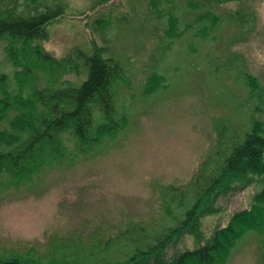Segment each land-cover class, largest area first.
Returning <instances> with one entry per match:
<instances>
[{
	"label": "rangeland",
	"instance_id": "1",
	"mask_svg": "<svg viewBox=\"0 0 264 264\" xmlns=\"http://www.w3.org/2000/svg\"><path fill=\"white\" fill-rule=\"evenodd\" d=\"M167 1L182 24L175 39H163L166 22L155 17L148 0H110L95 12L92 0H66L67 16L49 27L43 45L59 58L75 48L90 53L104 46L126 65L133 88L119 91L117 109L126 111L128 123L90 157L47 169L29 186L0 191L1 255L34 250L45 260L52 251L57 259L65 253L78 261L82 255L87 264L125 259L137 243L153 242L176 226L163 208L174 196L167 188L187 184L210 151L227 155L224 144L242 142L254 120L264 123V108L252 101L245 83L248 74L264 88V0H213L210 8L206 0ZM208 11L220 17L217 25L203 19L186 28ZM102 14H110L113 24ZM206 26L216 29L205 32ZM5 45L0 40V73L9 76L16 96ZM80 66L81 77L70 71L62 80L79 86L85 76ZM152 68L165 79L149 90ZM13 116L0 121V130L9 128ZM256 181L236 184L219 198L217 212L170 243L161 257L173 260L194 250L226 227L234 213L249 209L263 188ZM262 248L261 237L249 232L227 264H264Z\"/></svg>",
	"mask_w": 264,
	"mask_h": 264
},
{
	"label": "trees",
	"instance_id": "2",
	"mask_svg": "<svg viewBox=\"0 0 264 264\" xmlns=\"http://www.w3.org/2000/svg\"><path fill=\"white\" fill-rule=\"evenodd\" d=\"M109 1L92 0L91 11H97ZM148 1L155 17L164 20V24L166 22L163 39H175L182 24L174 8L168 7L170 1ZM212 1H205L208 8ZM215 1L221 4L246 0ZM198 4L203 5L200 1ZM68 9L66 0L0 2V40L6 43L5 53L15 70L18 89L16 96H12L9 76L0 73V121L14 113L9 128L0 130L2 193L31 185L47 169L72 164L79 157H90L100 144L114 139L127 126L126 111L120 114L117 109L119 91L133 88L126 65L109 56V50L104 46L90 53L75 48L59 58L43 45L49 27L65 18ZM183 12L187 14L185 9ZM110 16L102 14L100 17L113 24ZM203 19L211 24L214 22V25L220 21V17L212 16L208 11L188 23L186 28L194 27ZM102 25L107 27L108 23ZM186 28L184 26L183 36L188 33ZM215 29L206 26L205 32ZM171 32L174 35L168 36ZM80 62L85 73L80 85L62 80L70 71L81 77ZM153 68V74L145 84L149 90L163 85L165 79L158 69ZM245 83L252 101L259 102L264 108V88L259 80L246 74ZM255 111L258 113L261 109L257 107ZM251 128L242 142L224 144L217 140L219 146H227V155L221 149L210 151L187 184L167 188L174 196L164 203L163 208L176 220L175 227L169 228L165 234L163 230L153 242L137 243L125 259L108 258L96 264H227L234 248L249 232H256L261 237L264 251V123L254 120ZM254 178L263 188L255 194L249 209L234 213L226 227L217 230L194 250H187L173 260L161 257L170 243L192 228H199L206 216L217 212L220 197L236 184H251ZM179 213L181 217H177ZM121 238L128 239L124 235ZM54 257L57 256L51 251V256L44 260L30 250L7 256L0 254V264H87L82 261V255L78 261L76 258L72 260L74 257L66 259L65 253L60 254L62 260Z\"/></svg>",
	"mask_w": 264,
	"mask_h": 264
}]
</instances>
